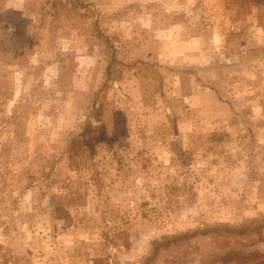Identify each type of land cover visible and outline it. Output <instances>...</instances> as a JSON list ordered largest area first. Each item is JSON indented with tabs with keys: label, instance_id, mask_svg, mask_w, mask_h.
<instances>
[{
	"label": "rangeland",
	"instance_id": "rangeland-1",
	"mask_svg": "<svg viewBox=\"0 0 264 264\" xmlns=\"http://www.w3.org/2000/svg\"><path fill=\"white\" fill-rule=\"evenodd\" d=\"M0 264H264V0H0Z\"/></svg>",
	"mask_w": 264,
	"mask_h": 264
}]
</instances>
